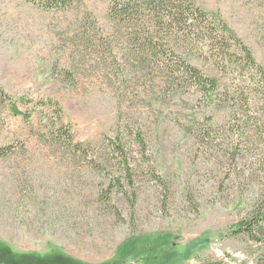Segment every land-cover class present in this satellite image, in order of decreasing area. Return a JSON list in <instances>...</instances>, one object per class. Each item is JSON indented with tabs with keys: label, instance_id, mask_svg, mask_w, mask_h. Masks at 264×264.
<instances>
[{
	"label": "rangeland",
	"instance_id": "obj_1",
	"mask_svg": "<svg viewBox=\"0 0 264 264\" xmlns=\"http://www.w3.org/2000/svg\"><path fill=\"white\" fill-rule=\"evenodd\" d=\"M34 1L0 0V85L33 114L26 122L0 104V148L15 149L0 159V243L19 256L83 264H146L171 252L182 264H251L252 244L228 232L264 193V96L235 124L215 97L189 82L166 87L154 57H140L129 34L147 14L128 25L113 18V0L57 8ZM194 2L226 21L264 67V0ZM182 57L221 79L199 56ZM48 101L60 104L75 141L94 153L75 155L40 138L54 113L38 104ZM120 125L148 140L150 161L137 160L146 166L133 176L135 188L107 152ZM96 159L104 167L96 169ZM114 178L125 191L108 192ZM134 241L151 255L134 257Z\"/></svg>",
	"mask_w": 264,
	"mask_h": 264
},
{
	"label": "trees",
	"instance_id": "obj_2",
	"mask_svg": "<svg viewBox=\"0 0 264 264\" xmlns=\"http://www.w3.org/2000/svg\"><path fill=\"white\" fill-rule=\"evenodd\" d=\"M29 1L36 3L34 0ZM69 2L52 0L47 7H65ZM139 12L147 14L149 19L131 30L130 41L134 43L140 57H154L155 68L163 73L166 87L182 88L185 87L183 84L189 82L204 97H215L222 109L230 113L235 124L239 115L251 118L253 98L259 94L264 96V67L257 62L251 48L235 34L226 21L205 12L194 0H113L111 14L116 21L131 25ZM184 55L199 56L222 75L221 79L207 75L184 59ZM222 80L227 82L223 84ZM0 104L8 105L13 116L21 117L26 122L33 117L32 113L22 111L1 85ZM38 106L54 113L53 117L47 119L46 131L39 135L42 140L52 139L75 155L94 153L87 144L75 141L71 128L62 122V108L58 102H41ZM54 119H58L60 123L56 124ZM107 140L111 168L120 171L122 176L128 178V186L135 188L133 176L146 166L139 164L137 160L150 161L146 135L141 129L120 125L116 134ZM14 150V146L0 148V159L10 156ZM228 152L235 160L236 146L229 147ZM99 161L96 159L94 163L96 169L104 167ZM146 169L150 170L154 180L166 187L167 183L157 175L151 164ZM113 181L108 192L111 193L114 188L124 190L120 179L114 178ZM134 198L136 193L128 195L133 208ZM228 233L233 238L243 237L252 244L249 256L251 264H264V193L259 195L248 216L231 227ZM130 244L134 246V251L142 245L138 241ZM138 254L151 255L145 249H139L134 257ZM0 259L8 264H83L63 256H19L2 243ZM146 264H182V258L176 252H171L150 257ZM238 264L248 263L243 261Z\"/></svg>",
	"mask_w": 264,
	"mask_h": 264
}]
</instances>
